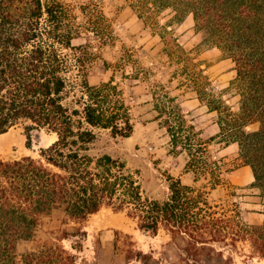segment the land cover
<instances>
[{"label": "trees", "instance_id": "16d2710c", "mask_svg": "<svg viewBox=\"0 0 264 264\" xmlns=\"http://www.w3.org/2000/svg\"><path fill=\"white\" fill-rule=\"evenodd\" d=\"M130 8L178 65L182 85L215 113L218 133L210 141L237 145L238 160L250 169L251 187L258 192L261 224L246 225L238 215L218 212L208 192L179 179H168L165 200L151 199L123 162L91 152L101 133L128 137L133 129L113 80L89 83L90 43L72 44L81 34L95 40L109 34L100 11L82 8L80 19L61 0H0V135L22 126L27 149L32 133L54 136L37 158L0 160V264H79L83 224L102 208L124 213L144 234L163 230L171 241L180 240L183 264H230L224 252L241 243L264 261V0H135ZM165 11L172 17L161 25ZM188 15L204 41L233 64L235 76L227 89L238 97L237 111L168 31ZM151 96L172 149L188 157L184 170L194 175L193 183L207 178L211 190L223 184L220 162L209 156L207 142L176 97L163 86ZM252 125L257 128L248 131ZM54 212L61 213L65 224H75L72 231H61L36 251L18 253L17 244L32 239ZM63 240L70 242L71 251ZM141 257L136 253L138 262Z\"/></svg>", "mask_w": 264, "mask_h": 264}, {"label": "rangeland", "instance_id": "374dc122", "mask_svg": "<svg viewBox=\"0 0 264 264\" xmlns=\"http://www.w3.org/2000/svg\"><path fill=\"white\" fill-rule=\"evenodd\" d=\"M61 1L71 7L80 19L84 10L97 9L104 16L108 25L107 36L95 40L91 34H81L72 44L90 43L94 57L88 68L89 83L99 85L112 79L123 93L133 127L128 137H111L107 132L101 133L91 152L106 154L123 162L126 170L140 183L144 196L163 201L169 193L168 179H179L183 185L208 192L209 202L218 212L228 216L238 215L246 225H260L263 216L258 192L251 187L250 169L238 160L237 145L226 146L219 140L210 141L218 133L215 113L209 112L195 99L194 93L182 85L183 76L178 65L168 59L159 37L144 27L130 8L135 0ZM171 17L170 12L165 11L160 15L159 23L163 25ZM168 31L204 71L216 91H223V99L232 110L237 111L238 97L233 90L227 89L235 76L231 61L204 41L190 15L180 23L171 24ZM159 86L176 97L202 141L207 142L209 156L220 162L225 181L215 189H210L207 178L201 177L193 183L194 175L185 173L188 157L185 152L172 149L153 108L151 94ZM256 128L257 125H252L247 130ZM35 134L32 133L30 149L25 147L22 126H15L0 135V160L22 156L37 158L38 150L54 139L41 131L40 139L36 140ZM73 227L75 224H65L61 213L54 212L43 220L32 239L17 244V252L36 251L46 242L55 241L61 231H72ZM83 230L86 238L81 252L77 253L79 264H183V243L180 240L171 241L163 230L155 236L144 234L124 213L102 208L85 221ZM61 244L70 250L69 241L63 240ZM136 253L143 256L140 262L135 259ZM224 256L231 257L230 264H264V261L251 255L249 246L243 243L236 250L225 251ZM201 264L212 263L203 260Z\"/></svg>", "mask_w": 264, "mask_h": 264}, {"label": "water", "instance_id": "95a60500", "mask_svg": "<svg viewBox=\"0 0 264 264\" xmlns=\"http://www.w3.org/2000/svg\"><path fill=\"white\" fill-rule=\"evenodd\" d=\"M34 136H35L36 140H39L40 139L39 133L35 134Z\"/></svg>", "mask_w": 264, "mask_h": 264}, {"label": "bare ground", "instance_id": "6f19581e", "mask_svg": "<svg viewBox=\"0 0 264 264\" xmlns=\"http://www.w3.org/2000/svg\"><path fill=\"white\" fill-rule=\"evenodd\" d=\"M52 139H54V136H53V138ZM249 177H250V179L252 180L253 179V177H252V175H251V172L249 173Z\"/></svg>", "mask_w": 264, "mask_h": 264}]
</instances>
